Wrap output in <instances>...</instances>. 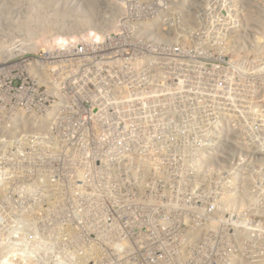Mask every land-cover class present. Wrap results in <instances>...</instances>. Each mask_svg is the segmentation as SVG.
<instances>
[{"label": "rangeland", "instance_id": "rangeland-1", "mask_svg": "<svg viewBox=\"0 0 264 264\" xmlns=\"http://www.w3.org/2000/svg\"><path fill=\"white\" fill-rule=\"evenodd\" d=\"M112 1L81 24L82 0H0V60L104 41ZM239 5L259 38L209 58L163 46L178 56L148 60L141 125L47 124L26 95L0 107V264H264V0ZM120 67H85L80 90L124 89Z\"/></svg>", "mask_w": 264, "mask_h": 264}, {"label": "built area", "instance_id": "built-area-1", "mask_svg": "<svg viewBox=\"0 0 264 264\" xmlns=\"http://www.w3.org/2000/svg\"><path fill=\"white\" fill-rule=\"evenodd\" d=\"M112 2L118 13L108 24L111 30L104 41L63 45L56 54H7L0 60V107L15 108L20 97L26 95L29 109L36 104L47 124L65 113L69 125H141L146 116L148 60L178 56L162 54L163 46L194 43L202 47L200 56L209 58L211 46L230 45L262 34L255 23L250 29L248 23L244 26L239 0ZM107 60L121 63L124 89L104 93L96 82L88 81L87 90L82 92L83 69H98L100 62ZM53 76L58 78L57 84L51 82ZM171 91L173 94L174 89ZM68 109L75 112L66 116ZM162 111L167 115L174 109L167 103ZM170 122L168 118L161 121ZM203 186L208 187L205 181ZM194 203L204 211L208 206L207 199L195 198ZM217 249L224 253V248ZM216 264L242 263L224 259Z\"/></svg>", "mask_w": 264, "mask_h": 264}, {"label": "bare ground", "instance_id": "bare-ground-1", "mask_svg": "<svg viewBox=\"0 0 264 264\" xmlns=\"http://www.w3.org/2000/svg\"><path fill=\"white\" fill-rule=\"evenodd\" d=\"M57 0H55L56 2ZM64 1V0H63ZM99 1L100 0H82L83 3H85L86 7H87V11H88V16L85 18V17H82L80 16V19H78V22H80L81 24H86V23H90L92 20H90L91 18V15H92V18L95 15H98V5H99ZM20 2V1H19ZM82 3V4H83ZM46 5V4H45ZM84 6V5H83ZM95 10H96V13H95ZM66 11V10H65ZM61 12V11H60ZM58 15H64L66 16L65 14H63V12L59 13L58 11L56 12ZM68 13V12H66ZM76 19V18H75ZM101 19V18H100ZM56 21V20H55ZM19 42V41H18ZM13 43V42H11ZM15 43V42H14ZM16 44V43H15ZM9 45V44H8ZM5 46V45H3ZM207 239V238H206ZM207 241V240H206Z\"/></svg>", "mask_w": 264, "mask_h": 264}]
</instances>
